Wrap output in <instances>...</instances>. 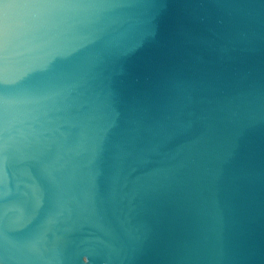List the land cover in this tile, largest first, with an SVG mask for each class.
Here are the masks:
<instances>
[{
    "label": "water",
    "instance_id": "1",
    "mask_svg": "<svg viewBox=\"0 0 264 264\" xmlns=\"http://www.w3.org/2000/svg\"><path fill=\"white\" fill-rule=\"evenodd\" d=\"M0 264H264V0H0Z\"/></svg>",
    "mask_w": 264,
    "mask_h": 264
}]
</instances>
